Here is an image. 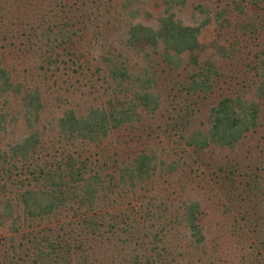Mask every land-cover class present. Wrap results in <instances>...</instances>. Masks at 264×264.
I'll list each match as a JSON object with an SVG mask.
<instances>
[{
	"label": "trees",
	"instance_id": "obj_1",
	"mask_svg": "<svg viewBox=\"0 0 264 264\" xmlns=\"http://www.w3.org/2000/svg\"><path fill=\"white\" fill-rule=\"evenodd\" d=\"M116 1L114 9L112 0H0V97L8 105L0 111V130L4 132L6 122L17 119L26 128L23 135L0 146V264H195L200 259L196 250L204 235L198 201L176 200L173 192L176 181L171 174L185 164L183 153L166 161L152 150L139 148L118 159V153L110 158L101 148L91 158L93 152L84 147L137 120L138 108H157L160 96L151 89L156 59L147 58L144 64L118 59L117 49L102 44L95 57L103 61L105 68L98 75L110 93L82 109L72 104L46 117V97L36 73L19 60L5 58L4 49L12 53L22 45L34 54L41 78L46 70L54 73L61 62L72 72H84L89 65L83 64L87 60L82 61L83 52L77 47L84 28L94 23L100 32L108 23L120 22L119 41L126 48L149 44L154 56L171 68L179 65L180 53L186 50L196 64L197 32L210 18L207 4L194 2L195 22L187 23L176 13L186 0H159L155 23L147 24L132 19L153 15L143 5ZM23 7L31 10L26 20L19 11ZM222 16L220 9L214 10L215 19ZM14 39L22 43L15 44ZM252 68L264 83V48ZM95 70H100L99 65ZM216 75L213 63L204 60L197 63L188 82L172 81L185 93L208 92ZM69 86L70 80L64 87ZM54 98L63 105L68 101ZM180 107L191 110L188 103ZM257 111L251 98L222 94L208 107L202 127L182 128L178 139L183 147L198 150L210 144L233 146L255 126ZM161 165L170 172L167 185L152 188V175ZM141 189L146 192L140 194ZM174 203L178 210L171 208ZM176 228L186 231L188 241H177ZM262 236H258L261 249L254 244L255 253L264 252ZM262 257L243 264H264Z\"/></svg>",
	"mask_w": 264,
	"mask_h": 264
},
{
	"label": "rangeland",
	"instance_id": "obj_2",
	"mask_svg": "<svg viewBox=\"0 0 264 264\" xmlns=\"http://www.w3.org/2000/svg\"><path fill=\"white\" fill-rule=\"evenodd\" d=\"M157 1L134 0L135 6L143 5L153 15L145 17L139 14L132 19L154 24V16L159 10ZM112 2L116 9L118 1ZM194 2H203L210 8L209 20L197 32L199 45L195 52L196 64L190 62L191 53L186 50L180 53L179 65L171 68L154 56L149 44L141 43L137 48H126L119 41L122 29L120 22H116L115 26L108 23V28L100 32L94 23L84 28L81 38L77 39V47L81 48L84 56L82 61L87 60L83 64L89 65L84 72H72L61 62L54 73L48 74L49 70H46L41 78L38 69L35 71L34 54L23 49L22 45H16L21 49L14 47L12 53L4 49V57L11 58L9 62L19 60L20 65L27 68L31 66L33 73H36V82L40 83L44 90L43 97H46L43 113L46 117L58 114L63 106L73 104L82 109L102 100L107 92L110 93V87L104 88L98 75L105 68L103 61L95 57L102 50V44L117 49L115 57L118 59L128 58L131 62L144 64L147 58L152 61L155 58L158 64L154 63L156 76L151 89L160 96L157 108L154 111L138 108L140 112L137 120L111 129L107 137L96 145H84L86 152H93L92 158L98 156V150L103 148L110 158L118 153L120 159L143 148L145 151H154L166 161L176 157L175 154L179 152L183 153L185 164L182 163L183 167L178 168L171 177L176 181L173 185L176 200L187 198L198 201V221L204 237L202 243L198 244L196 254H199L200 259L195 264H243L246 260L250 262L255 258H263L264 254L263 250L255 253L254 248L256 245L261 249L262 243H259L258 236L264 232V83L252 68L257 63L260 48H264V0H257L256 4L250 0H186L184 5L176 9L178 17L184 22H195L196 12L191 7ZM217 9L221 10V19L214 17V10ZM19 11L23 20L31 12L28 7ZM18 42L22 43L14 39L15 44ZM204 60L213 63L217 71L210 91L185 93L176 89L172 79L188 82L190 73L197 69V63ZM96 64L100 67L99 71L95 70ZM69 80L72 86L64 87ZM108 82H111L109 78ZM233 93L255 101L258 108L255 126L248 129L233 146L210 144L200 150L191 145L183 147V141L178 139L180 129L187 131L202 127L208 107L222 94ZM54 96L68 101L63 105ZM184 103H188L191 110L178 108ZM7 107L0 97V111ZM25 131L21 120L6 122L5 131L0 130V146L3 147ZM43 137L47 140L46 132ZM167 175L170 172L164 166L156 168L151 187L163 188L167 185ZM138 192L142 194L146 191L141 189ZM173 206L171 208L178 210L175 203ZM175 230L180 232L177 241H188L186 231L182 228Z\"/></svg>",
	"mask_w": 264,
	"mask_h": 264
}]
</instances>
